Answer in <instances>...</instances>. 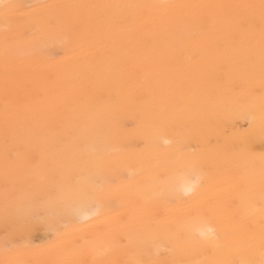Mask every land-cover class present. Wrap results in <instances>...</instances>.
I'll use <instances>...</instances> for the list:
<instances>
[{
    "label": "bare ground",
    "instance_id": "obj_1",
    "mask_svg": "<svg viewBox=\"0 0 264 264\" xmlns=\"http://www.w3.org/2000/svg\"><path fill=\"white\" fill-rule=\"evenodd\" d=\"M250 4L0 0V264L264 261Z\"/></svg>",
    "mask_w": 264,
    "mask_h": 264
},
{
    "label": "snow or ice",
    "instance_id": "obj_2",
    "mask_svg": "<svg viewBox=\"0 0 264 264\" xmlns=\"http://www.w3.org/2000/svg\"><path fill=\"white\" fill-rule=\"evenodd\" d=\"M116 7H140L138 5H118ZM216 7H229V8H246V9H254L259 8V36H260V66L261 72L264 73V0H260L259 5H226V6H216ZM19 8L18 5L15 4H6L3 5V11L5 18H7L11 13L16 11ZM245 30L248 31L250 34H254L256 31V24H255V17L254 16H247L244 18L243 21ZM196 187L195 183H193L190 187L186 189V191H192ZM211 231L210 229L208 230ZM203 234V233H202ZM139 264V262H138ZM249 264H253V262H249ZM264 264V261L261 262Z\"/></svg>",
    "mask_w": 264,
    "mask_h": 264
}]
</instances>
